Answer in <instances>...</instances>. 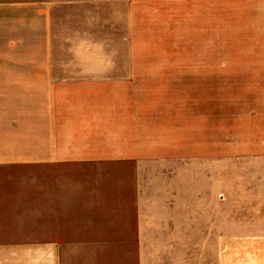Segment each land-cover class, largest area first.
<instances>
[{"label": "rangeland", "instance_id": "rangeland-1", "mask_svg": "<svg viewBox=\"0 0 264 264\" xmlns=\"http://www.w3.org/2000/svg\"><path fill=\"white\" fill-rule=\"evenodd\" d=\"M194 15L142 5L129 30L109 16L108 44L63 62L110 80L103 115L121 134L100 151L116 159L86 169L115 241L74 245L66 264H264V51L201 52Z\"/></svg>", "mask_w": 264, "mask_h": 264}, {"label": "crops", "instance_id": "crops-1", "mask_svg": "<svg viewBox=\"0 0 264 264\" xmlns=\"http://www.w3.org/2000/svg\"><path fill=\"white\" fill-rule=\"evenodd\" d=\"M177 4L195 14L201 52L264 51V0H0V264H66L74 245L115 241L102 174L86 171L116 159L100 154L121 136L103 115L110 80L63 62L103 49L109 16L129 30L139 6Z\"/></svg>", "mask_w": 264, "mask_h": 264}]
</instances>
